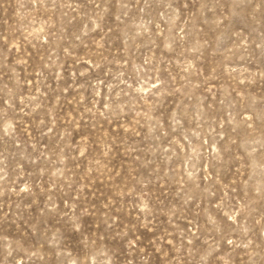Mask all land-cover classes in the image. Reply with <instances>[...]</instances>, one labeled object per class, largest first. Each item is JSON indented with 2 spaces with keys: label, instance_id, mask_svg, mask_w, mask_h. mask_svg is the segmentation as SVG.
<instances>
[{
  "label": "rangeland",
  "instance_id": "obj_1",
  "mask_svg": "<svg viewBox=\"0 0 264 264\" xmlns=\"http://www.w3.org/2000/svg\"><path fill=\"white\" fill-rule=\"evenodd\" d=\"M0 264H264V0H0Z\"/></svg>",
  "mask_w": 264,
  "mask_h": 264
}]
</instances>
